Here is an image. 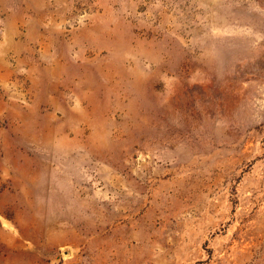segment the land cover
<instances>
[{
  "label": "rangeland",
  "instance_id": "1",
  "mask_svg": "<svg viewBox=\"0 0 264 264\" xmlns=\"http://www.w3.org/2000/svg\"><path fill=\"white\" fill-rule=\"evenodd\" d=\"M0 264H264V0H0Z\"/></svg>",
  "mask_w": 264,
  "mask_h": 264
}]
</instances>
